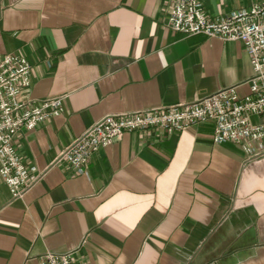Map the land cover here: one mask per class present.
<instances>
[{"label": "crops", "instance_id": "0c3cea01", "mask_svg": "<svg viewBox=\"0 0 264 264\" xmlns=\"http://www.w3.org/2000/svg\"><path fill=\"white\" fill-rule=\"evenodd\" d=\"M260 0H200L213 18ZM172 0H0V53L31 62L27 96L64 110L14 145L38 179L0 175V264H264V153L214 143V121L125 131L76 172L61 150L106 114L194 102L254 74L240 41L167 25Z\"/></svg>", "mask_w": 264, "mask_h": 264}, {"label": "built area", "instance_id": "2783aa9c", "mask_svg": "<svg viewBox=\"0 0 264 264\" xmlns=\"http://www.w3.org/2000/svg\"><path fill=\"white\" fill-rule=\"evenodd\" d=\"M167 25L185 35L240 41L254 71L249 92L241 95L233 85L191 103L106 114L67 144L57 161L82 173L94 152L121 139L125 131L161 128L180 132L207 119L214 121V143L231 140L249 156L264 153V0L215 18L204 10L200 0H172ZM31 68V62L21 53H0V175L13 198L23 196L39 177L21 159L14 145L15 135L21 128L32 129L64 110L62 96L42 100L27 96ZM38 261L76 264L73 252H46Z\"/></svg>", "mask_w": 264, "mask_h": 264}]
</instances>
